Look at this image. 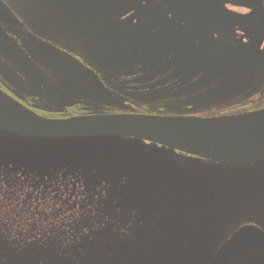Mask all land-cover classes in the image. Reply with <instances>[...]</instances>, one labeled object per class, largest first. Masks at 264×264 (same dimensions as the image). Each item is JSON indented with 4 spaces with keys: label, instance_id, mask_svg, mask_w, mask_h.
<instances>
[{
    "label": "rangeland",
    "instance_id": "rangeland-1",
    "mask_svg": "<svg viewBox=\"0 0 264 264\" xmlns=\"http://www.w3.org/2000/svg\"><path fill=\"white\" fill-rule=\"evenodd\" d=\"M10 1L25 20L31 18L41 36L66 42L65 38L82 29L78 0ZM31 2L35 5L28 8L27 4ZM121 7L122 4L113 3L114 12ZM150 7L146 5L144 9ZM117 38L114 37V42ZM89 46L84 44L82 48L96 50L95 45ZM131 142L117 138L38 141L14 137L0 130V164L7 168L13 164L11 169L26 174L19 177L35 176L39 186L24 188V180H21L17 184L22 194L14 187L4 191L16 203L27 201L26 193L35 194L38 201L16 209V212L28 209L30 221L15 223L13 214L3 216L5 221L0 222V264H169L171 258L178 257L173 248L179 247L180 251V243L191 236L190 241L185 242L191 244L186 248L191 247L179 254L189 259L179 264H207L238 227L253 225L264 231V164L214 165L179 153L160 152L151 144L142 143L150 146L147 149L136 141L135 144ZM141 148L152 154L140 152ZM201 188L207 190L199 198L193 192L197 193ZM45 200L55 202L56 206L52 209L43 207L54 204H44ZM103 202H107L105 206H102ZM84 206L88 208L81 210H85L92 220L72 222L63 219L54 225L51 221L33 218L44 212H48V217L68 218L72 216L70 212ZM6 207L13 209V205ZM112 208L119 211L120 218L131 212L138 220V209L149 213L155 211L158 220L152 213V222L143 224H150V228L160 224L165 229H158L151 236L137 234L128 239L129 245L128 241L125 242L127 248V245L119 247L122 238L115 240L116 237L113 239V235L106 231L111 225L118 226L119 218L114 223L104 220V215ZM75 215V218L83 217L81 213ZM164 215L167 219L160 218ZM123 219L128 221L127 217ZM50 226L59 229L86 226L88 230L79 239H74L73 234L62 239L55 235L43 238V229ZM168 227L178 230L174 236L166 233L171 230ZM184 228L188 231H181ZM112 233L121 234L119 230ZM100 236L101 242L108 244L109 251L95 250L102 255L96 258L85 243L89 245L88 241ZM159 242L172 243L164 249ZM84 247L87 252L82 249ZM106 258H110L109 263ZM232 264H264V259L245 253Z\"/></svg>",
    "mask_w": 264,
    "mask_h": 264
},
{
    "label": "flooded vegetation",
    "instance_id": "flooded-vegetation-1",
    "mask_svg": "<svg viewBox=\"0 0 264 264\" xmlns=\"http://www.w3.org/2000/svg\"><path fill=\"white\" fill-rule=\"evenodd\" d=\"M2 1L11 16L0 4V89L41 116L264 108V0H78L82 29L66 42L39 35Z\"/></svg>",
    "mask_w": 264,
    "mask_h": 264
},
{
    "label": "water",
    "instance_id": "water-1",
    "mask_svg": "<svg viewBox=\"0 0 264 264\" xmlns=\"http://www.w3.org/2000/svg\"><path fill=\"white\" fill-rule=\"evenodd\" d=\"M0 4L11 16L10 10L1 0ZM20 53L34 72L43 78L44 73L27 54L23 50ZM0 130L41 141L129 139L133 144L140 143V147L149 149L150 146L142 145L146 142L156 146L160 152H178L214 165L264 164V108L248 113L206 118L96 114L48 119L0 90ZM181 231L185 232V228ZM191 238L192 236L189 240ZM245 253L264 259L263 230L253 225L239 228L219 247L207 264H232L239 255Z\"/></svg>",
    "mask_w": 264,
    "mask_h": 264
},
{
    "label": "trees",
    "instance_id": "trees-1",
    "mask_svg": "<svg viewBox=\"0 0 264 264\" xmlns=\"http://www.w3.org/2000/svg\"><path fill=\"white\" fill-rule=\"evenodd\" d=\"M141 151V150H140ZM144 153H147L146 150H143ZM1 166V169H0V222L1 221H5L3 220V216H7V217H11V214H13V222L17 223L18 221L19 222H25V221H30L31 220V216L27 213L28 212V209H24V210H20L18 212H16V209H20V208H26L28 205H31L33 203H35L37 200V196H34L35 194H25L27 195V201L26 200H23V201H18L17 203L13 200V197L12 198H9L6 193H4V191H6L7 188H16V189H19L20 190V187L19 185L17 184L18 181H21V180H24L22 182L25 187H29V188H39V186L37 185V179L35 176L33 177H27V179L23 178V177H19V176H24L26 175L25 173H18L16 172L15 170L11 169L13 166V164H10L9 167L11 168H7L5 167L3 164H0ZM14 175V176H13ZM53 180V179H52ZM56 183H59V182H55ZM48 188V187H47ZM46 188V189H47ZM204 189V188H203ZM23 192H21L20 190V194H22ZM44 194V193H43ZM49 197V196H48ZM111 199V198H110ZM47 203H54V204H50V206H43V207H48L49 209H52L56 206L55 202H49L47 200H45L44 204H47ZM107 203V202H106ZM105 202H103L102 206H105L106 204ZM6 205H13V209H8L6 207ZM109 206V204L107 205ZM106 206V207H107ZM88 206H84V207H80V210L85 208ZM74 208V207H72ZM109 208V207H108ZM73 210L72 212H70V214H72V216H69L68 218H59L58 216L54 217V216H51V217H48L46 216L48 214V212H44L43 215L41 216H38V217H33L34 219H36L37 221H43V222H47V221H51V223H53L54 225L58 222V221H61L63 219L65 220H72V222L74 221H79V220H85V221H88V220H92V218H90L89 216H87L88 214L85 212V210ZM112 211H108V214L105 215L106 218H104V220H107L108 223H114L117 218H119V222H118V226H114V225H111L110 228H108L106 231L108 233H110L111 235H113V239L116 237L115 240H118L119 238H122L121 239V244L119 247H125L127 244L125 243L126 241H128V239L130 240L131 237H136L137 234H140L141 237H145L146 235L149 236L151 233L153 232H156L158 229H165L163 228V225H160V224H154L155 225V228H150V224H143V223H151L152 222V213L153 215L155 216V220H158V216L157 214L155 213V211H153L152 213L150 212H141L140 214V219H136L133 214L129 212V209L127 211V215H123V217H119V211L114 208L111 209ZM141 210H137V212H139ZM53 213V212H51ZM78 213H81L83 217H80V218H75V214H78ZM53 214H60V213H53ZM94 216L96 217L97 216V213L94 214ZM64 217V216H63ZM93 217V219L95 218ZM127 217L128 221L125 222L123 218ZM160 218H163L162 216ZM143 224V226H142ZM71 228V227H70ZM168 229H171L169 232L166 231V233L169 235H172L174 236V231H176V229H173V228H170L168 227ZM173 229V231H172ZM88 230V227L86 226H82V227H75L73 229H66V228H63V229H59L57 228L56 226L53 228L52 226L50 227H47L45 229H43L42 231V227L40 229V231H42L41 234H43V238L47 237V238H50L49 236L51 235H55L57 238L59 239H62V238H65V237H68L70 234H73L74 235V239H79L80 236L83 235V233H85L86 231ZM114 230L116 231H120L121 234L120 235H115L114 233H112ZM188 230L185 228V232H187ZM151 236V235H150ZM101 239H102V236L98 237L96 240H93V241H88L89 242V245L87 243H85V247L87 246L88 247V250H90L91 252H94L93 255L96 257V258H99L101 257V253L100 252H108V244L106 242H101ZM183 240V239H181ZM187 241H182L180 244L181 248H180V251H179V247H174L173 248V251L175 252V255H178V257L176 258H171V261H169V264H179V263H185L186 261H188V259L182 255H179L180 252L181 253H185L189 248H186L188 247V245L190 243H185V242H189V238L186 239ZM159 243H162V242H159ZM172 242H167V244L165 245L164 243H162V248H167ZM184 243V244H182ZM130 244V241H128V245ZM158 243L154 244V245H157ZM128 245L125 247L127 248ZM191 245V244H190ZM84 248H82L83 250H85L87 252V250ZM183 247H185L186 249H183ZM95 250H98L100 252H97ZM178 253V254H176ZM86 254V253H85ZM104 255V254H103ZM173 255V256H175ZM172 256V257H173ZM107 259V258H106ZM185 259V261L183 260ZM106 261V260H105ZM107 262L109 263L110 262V258L107 259Z\"/></svg>",
    "mask_w": 264,
    "mask_h": 264
}]
</instances>
